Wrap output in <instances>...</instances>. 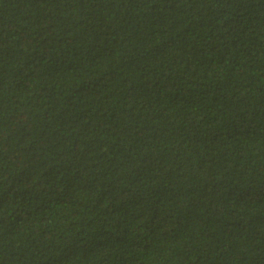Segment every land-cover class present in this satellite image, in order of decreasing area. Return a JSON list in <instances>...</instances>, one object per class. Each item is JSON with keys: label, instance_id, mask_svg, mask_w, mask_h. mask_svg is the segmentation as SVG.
Returning <instances> with one entry per match:
<instances>
[{"label": "trees", "instance_id": "1", "mask_svg": "<svg viewBox=\"0 0 264 264\" xmlns=\"http://www.w3.org/2000/svg\"><path fill=\"white\" fill-rule=\"evenodd\" d=\"M0 264H264V0H0Z\"/></svg>", "mask_w": 264, "mask_h": 264}]
</instances>
